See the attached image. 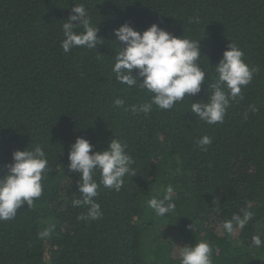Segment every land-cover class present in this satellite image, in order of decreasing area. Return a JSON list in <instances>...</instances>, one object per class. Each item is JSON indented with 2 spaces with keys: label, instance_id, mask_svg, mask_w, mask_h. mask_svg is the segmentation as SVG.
Listing matches in <instances>:
<instances>
[{
  "label": "trees",
  "instance_id": "16d2710c",
  "mask_svg": "<svg viewBox=\"0 0 264 264\" xmlns=\"http://www.w3.org/2000/svg\"><path fill=\"white\" fill-rule=\"evenodd\" d=\"M79 4L104 41L66 54L62 25ZM125 23L200 40L201 91L171 110L133 112L152 94L114 80L123 46L113 31ZM229 43L258 71L223 123L208 125L190 112L191 102H207L212 68ZM116 98L125 100L122 108ZM205 135L212 143L201 151L196 142ZM77 137L95 151L119 139L134 160L135 175L119 192L98 189L103 215L95 221L78 219L87 207L72 206L79 174L67 165ZM36 145L50 171L33 206L0 221V264H180L176 247L201 241L213 249L212 264H264V246L252 245L255 235L264 240V0H0V175L14 150ZM168 185L175 210L157 217L148 201ZM244 211L253 218L226 233L221 222ZM48 227L50 237L40 238Z\"/></svg>",
  "mask_w": 264,
  "mask_h": 264
},
{
  "label": "clouds",
  "instance_id": "9594fccd",
  "mask_svg": "<svg viewBox=\"0 0 264 264\" xmlns=\"http://www.w3.org/2000/svg\"><path fill=\"white\" fill-rule=\"evenodd\" d=\"M71 11L74 14L62 25L61 49L66 54L81 47L96 50L104 40L98 38V28L93 26L85 6L75 5ZM191 22L199 24L200 20L193 17ZM113 35L116 37L115 43L123 46L118 47L112 67L115 82L152 94L148 102L139 107L132 106L133 112L147 116L153 106L160 110H171L176 103L186 99V94L191 97L201 91L207 72L199 62L200 40L178 38L157 24H152L140 33L125 23L115 29ZM227 49L212 68L216 79L208 85L211 95L207 102H191L190 112L208 125L223 123L230 101L242 98V87L250 84L258 71V68H250L244 62V53L236 44L229 43ZM124 104V99L114 100L117 108H122ZM196 143L201 151H207L212 139L205 135ZM94 148L95 145L88 140L77 137L68 152V170L79 174L77 190L80 198L74 199L72 206L87 207L86 215L78 217L80 220L95 221L102 218L100 205L94 199L101 185L119 192L125 176L135 175L131 167L134 160L119 139L112 138L104 151H95ZM48 163L40 145L11 153V162L3 165L5 171L0 175V221L12 220L18 209L23 205L32 207L34 201L42 196L41 181L50 171ZM97 174L100 176L99 183L94 179ZM173 192V187L168 185L162 198L153 197L148 201V207L157 217L174 212ZM252 218L250 211H244L242 216L233 214L230 220L221 222V227L226 233L232 234L235 228H243ZM53 230L48 227L38 235L47 238ZM252 245L262 247L264 240L260 235H255ZM176 248L179 249L180 264H212L213 249L205 241Z\"/></svg>",
  "mask_w": 264,
  "mask_h": 264
}]
</instances>
